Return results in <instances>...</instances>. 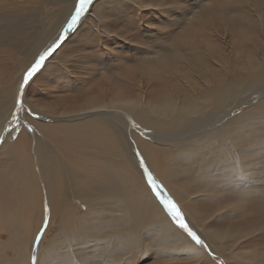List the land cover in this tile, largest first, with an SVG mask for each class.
I'll return each mask as SVG.
<instances>
[{
    "label": "bare ground",
    "instance_id": "1",
    "mask_svg": "<svg viewBox=\"0 0 264 264\" xmlns=\"http://www.w3.org/2000/svg\"><path fill=\"white\" fill-rule=\"evenodd\" d=\"M64 2L67 5L66 9L60 6L62 10L59 12H63L64 16L59 28L54 34L50 31L54 37L50 33L46 35L48 39L52 36L51 40L45 41L46 43L40 48L35 47L39 50L36 51L38 55L34 60L49 45L52 46L60 41L61 33L65 30L64 22L70 19L76 0H64ZM48 3L47 1V5ZM31 10L28 13H31ZM59 12L57 15L60 16L62 13ZM201 13L194 16L198 23V16ZM240 13L235 15V18L241 20L249 18L244 16L245 13ZM259 14H254L257 19L255 21L264 29V17ZM188 18L190 21V17ZM163 25L161 24V27H164ZM252 25L255 23H250V27ZM192 28L185 23L177 30L171 28L167 36L181 33V37L184 38L180 37L176 46L171 45L170 51L165 50L167 46L169 47V44H166L169 40L164 38L163 42L166 45L162 48L160 46L136 48L137 53L140 54L138 59L144 62V67L148 71L151 68L157 71L163 65L167 67L171 65L167 63H173L178 67L186 66L194 56L199 61L201 57L199 58V53L196 51L192 57H188L185 54L187 52L183 51L189 45L198 44L197 39L189 35ZM32 42L35 45L37 43L33 40ZM31 43L26 44L25 47L28 48ZM240 43L241 41L239 45ZM262 45L259 49L246 48L248 53H238L239 55H233V46L229 49L224 47L229 58H239L240 63L233 66L227 62H230V59H225L221 54L216 56L218 60L216 62L206 63L202 60L201 66L198 65L201 70L196 73L197 79L194 82L185 80L183 83H175L174 89H179V92H174L172 89V91H164L161 96L158 91L151 90L147 93L141 90L137 96L131 97L129 87L124 89L121 87L117 91L120 94L122 90L126 95L125 98L113 97L110 101L101 100L102 103L92 102L86 109L73 111L72 115L69 113L68 116L62 117L70 121L42 115L34 108V110L30 108L36 119L31 121L35 128L29 130L34 133L27 134L21 130L17 139L13 141L7 139L0 145V223L8 235L7 240H0V264H23L25 258L19 256L24 254L22 245L29 247V253L27 252L30 258V262L27 261L29 264H62L67 258L72 259L73 264H138L149 252H152L153 244L148 243L147 240H152L153 235L157 242H162L163 252L195 257V264L203 261L204 264H213L212 259L217 264H224L228 258L242 263L264 262V248L262 252L254 249L241 256L237 253L238 250L236 251L237 246L234 250H231L230 246L227 247L231 240L238 242L236 235L229 231L214 230L213 227L209 229L210 225H205L206 220L209 223L211 216L215 217L217 213H219L218 219L245 214L247 211L245 207L248 209L250 205L254 207L261 203L264 211L262 199L264 163L259 160L264 159V41ZM247 46L250 44L247 43L245 47ZM242 49L244 48L241 47L240 50ZM28 50L26 49V53ZM30 50L27 54L31 52ZM206 50L213 53L216 49L211 46ZM58 53L52 57L55 58ZM237 55L243 56L237 57ZM27 56L30 58L29 55ZM8 57L0 51V125L2 124V127L12 114L19 115L22 111L18 110L20 104L24 109L28 107L21 96L20 78L35 62L33 60L29 65L25 64L24 66L27 67L22 69L23 61L20 58L18 66L16 65L17 74L6 73L4 68ZM98 58H92L95 61L92 70L103 75L108 71L106 67L109 66V60L102 63ZM51 60L49 59L48 64ZM196 60L190 61L187 66L192 69V65L197 63ZM209 65H212L213 69H209ZM46 66L48 65H44L43 68ZM202 69L205 71L203 72ZM174 73L176 77L180 76ZM181 75L186 76L188 72ZM218 76L228 79L227 81L221 79L218 84L210 83ZM107 77L108 75L106 79L110 80ZM152 100L156 102L152 104ZM21 119V125L26 127L23 116ZM55 120L61 122L55 123ZM6 129L5 127L0 130L1 134ZM194 171H197L195 176L201 174L195 178L197 181H210L208 184L210 190L214 194L219 192L212 195L213 198L217 202L224 198L228 205L220 203L221 206L215 207L212 211L206 210L203 206L197 207L196 201L202 197L198 192L205 186L188 183L189 173L193 174ZM148 174L159 186L157 191L161 196L170 198L177 206L179 202L181 207L178 208L184 222L198 235L201 244H197L184 229L182 231L172 223L159 199L157 200L150 185L147 184ZM223 190H227L224 195ZM234 203L237 206L233 205ZM231 204L234 207H230ZM78 208L83 210L80 211ZM30 211H32V221H35L32 239L29 235V237L25 236L27 233L24 231L22 220L20 221ZM43 215L47 216L48 223L42 227L45 230L41 232L39 229L44 220ZM55 219L57 228L55 237L48 239L44 245L46 233ZM257 229L262 231L264 226L254 227L250 235L252 236ZM38 231L40 234L36 239ZM10 248L13 256L8 259L3 251ZM207 255L212 259L209 260ZM78 257L82 260H78Z\"/></svg>",
    "mask_w": 264,
    "mask_h": 264
},
{
    "label": "rangeland",
    "instance_id": "2",
    "mask_svg": "<svg viewBox=\"0 0 264 264\" xmlns=\"http://www.w3.org/2000/svg\"><path fill=\"white\" fill-rule=\"evenodd\" d=\"M47 1L49 2L48 5H47ZM56 1L58 0H0V4H2L0 5V24H1L0 43H2L0 44V51L3 52L5 56L6 55L9 56L4 68L6 73L14 74V72H16V68L19 64L18 60L20 58H22L21 60L23 61V63L21 64V68L22 69L26 68L27 66L24 65L25 64L29 65L30 63H32L34 58L38 55L36 51H38L39 49L37 50L35 47L40 48L42 44L52 39V36L51 37L49 36L50 38L48 39L46 38V35H49V33L50 35H53L54 32H56V30L59 28L60 21L64 16L63 12H61L62 13L61 14L59 11L64 9L67 5L65 4L64 0L62 1L59 0V2ZM104 1L105 2L108 1V2L105 3ZM235 1L234 0H230V1L229 0L228 1L227 0H222V1L221 0H214V1L213 0H201V1L200 0H182V1L181 0H118V1L92 0L91 6L89 5L88 10L83 14L81 19L76 24V26L72 30H67V31H65L64 29H63L64 31L62 30L64 38L58 41L57 43L58 47L56 46L54 48L51 54L48 55L44 60L42 67L29 80V82L26 85H24L21 96L22 99H24V101L27 103L28 107L24 109V107H22L23 105L20 104L19 105L20 109L18 108V110L19 112L21 110L22 111L19 113V115L13 116L12 114L9 119L5 120L3 127L1 126L2 124L0 125V130H3L5 127L7 128L4 131V133L1 134L0 132V135L2 136V137L0 136V145L7 139H9L8 141H13L17 139L19 137V133L21 132V130H24L27 134L34 133L29 130V128L31 130L35 128V126L32 125L33 124L32 122L35 121L36 119L34 114L30 112L29 110L30 108L31 109L34 108L37 112H40L42 115H47L50 117L53 116L55 118L60 117L61 118L60 120L64 121L68 119L67 118L63 119L62 117L68 116L67 114L69 113L70 115H72L71 112L73 111L78 112L83 109H86L88 105H91L92 102L102 103L101 100L104 99L106 101H110V98L112 99L113 97L125 98L126 95L122 92V90L120 91V94L119 91H117L121 87L122 89L129 87L130 92L132 93L131 97L137 96L141 90H144L147 93L151 90L158 91L162 96L164 94V91H172V89L175 88V83L178 82L183 83L185 82V80L189 82L191 81L194 82V80L197 79L195 77L196 73L200 72L199 69L201 70V68H199V66H201L200 63H203L204 60L206 63L207 62L210 63L211 61L216 62L218 61L216 58L218 54H221L225 59H228L229 55H227V52L224 50V47L229 49L230 47L233 46L234 47L232 49L233 55H236L238 53L247 54L248 51H246V48H250V47H257L259 49L261 46H263L262 42L264 41V29H262L255 21L257 19L255 18L254 14L260 13L264 17V0H239V1L235 0ZM98 2L100 3V5ZM22 5L26 7L24 8L22 7ZM34 5L37 6L38 8L34 7ZM39 5H42V7ZM60 6L62 9L60 8ZM92 6L94 7V9ZM139 6L141 8H139ZM32 7L35 9H33ZM30 9H32L30 11L31 13H28ZM55 10L56 12H54ZM171 10L173 11V13ZM58 12L62 15V16L60 15L61 17L59 16V14L57 15ZM74 12H75V8L72 10V14ZM197 12L198 13L202 12L198 16L199 23L196 22L194 19V16L198 14ZM238 13L240 14L245 13L244 16H248L250 19L247 18L249 20L247 19L241 20L239 18H235L236 17L235 15H237ZM93 14L96 15V17ZM204 14L207 16H205ZM27 15L30 16L28 17ZM87 17L91 20H89ZM188 17H190V21ZM29 18H31L32 20L31 19L29 20ZM93 18L97 20H94ZM191 18L193 19V21H191ZM52 20L53 23H57L58 26L57 24H53ZM190 22L191 23L194 22V23L190 24ZM66 23L67 22L65 21L64 22L65 27H66ZM184 23L185 25L189 24V27H193L192 31L190 30L189 35L190 37L192 36L191 38H196L198 44L196 46L195 45L193 46V44L189 45L183 51L187 52L185 54L188 55V57H192L197 52L199 53L198 55L199 58L201 57V59H199L198 61L196 60L197 58H195L194 56L192 60H189L186 63V66L179 65L178 67V66H174L173 63H167V64H171L168 65L169 68L167 67V65H163L157 71L152 70V68L150 71H148L146 67H144L145 66L144 62L138 59L140 57V54L137 53L138 49L136 48L144 47V46L145 47L160 46L162 48L166 44L167 45L169 44V47L167 46L165 50L170 51L171 49L169 50V48L171 47V45L176 46L178 44L177 42L181 38H184V36L181 37V33L180 35L179 33H177V35L175 33H172L171 34L172 36L170 35L171 36L170 37L167 36V33L171 30V28L177 30V28H179V26H181V24L183 25ZM250 23H255V25H252L250 27ZM161 24L162 25L166 24V26L163 25L164 27H161ZM54 25L57 27L55 28ZM8 28L9 30H7ZM102 31H105V33H103ZM64 33H66V35ZM164 34L166 37H164ZM34 35H36V37ZM37 37L38 39H36ZM41 37H43L46 40H43V38ZM163 38L169 41L166 42V44H164ZM32 40L35 41V43L37 42L36 45L32 42L35 46L31 43ZM239 41H241L240 45H239ZM28 42L31 44L28 48H26L27 47L26 44H29ZM247 43L250 44V46L245 47ZM211 46L214 49H216L215 51H213V53L206 50ZM49 47L51 48L52 46L49 45L48 48L46 47L47 49L44 48L46 50H44L43 52L47 51ZM241 47L244 49L240 50ZM23 48L24 50H22ZM25 48L27 50L31 49L30 50L31 52L27 54L29 50L26 53ZM190 48L192 50H190ZM56 53H58V55L55 58H53L52 55L55 56ZM26 54L29 55L30 58ZM238 55L237 57L243 56V55L241 56ZM94 57L97 58L99 57L98 59H101L100 61L102 63L103 61L109 60L108 63L109 66L108 68L106 67L108 71L103 74L104 76L92 70L95 65V61L94 59H92ZM49 59H52L50 64H48ZM129 59H132L133 61L132 60L130 61ZM229 59L230 62L229 61L227 62L231 63L233 66L234 65L236 66L237 64L240 63L239 58H233V59L229 58ZM46 60H47V64H46ZM195 60L197 62L196 63L197 65L194 63V65H192L191 67L192 69H190V67L187 65L190 63V61L195 62ZM113 64H114V68H112ZM44 65H48V66L43 68ZM208 68L213 69V66L209 65ZM202 70L203 72L205 71L204 69ZM26 71L23 74L21 73L23 75L20 78L21 83H23V77ZM174 72L178 73L180 76L176 77ZM186 72H188V75L186 76L181 75V73H186ZM107 75H108L107 78H110V80L106 79ZM204 76L206 77V75ZM127 78H129V80ZM221 79L227 81L228 78L227 77L219 78L218 76L217 79L211 80L210 83L218 84V81ZM179 91H180L179 89L178 90L174 89V92H179ZM17 100L19 101V99ZM155 102L156 101L152 100V104H154ZM22 116L26 127L21 125L22 123L20 121H22L21 119ZM16 117L17 119H15ZM55 121H56L55 123L61 122L58 120ZM259 160L262 163H264V159H259ZM184 174L187 175L186 173ZM189 175H190V179L188 180V183H192L194 185L203 184L205 186V188H201L200 192H198V194H202V197L199 198V201H196L197 207L203 206L206 208V210L212 211L213 209H215V207L218 208L219 206H221L220 203L228 205V202L224 198L220 202H217L213 198L212 195L219 194V192H216V194H214L210 190V187L208 185L210 181L204 182V181H197L195 179L201 174L195 176L197 175V171H194L193 174L190 172ZM226 193L227 190H223V195ZM205 197H209V198H205ZM263 197H264V193H263ZM263 197L262 199L264 201ZM158 201L161 204L160 200ZM177 203L181 207L179 202ZM233 205L237 206L236 203H234ZM161 206L163 207L164 210H166L163 204H161ZM45 207L44 209L46 210ZM230 207H234V206H232L231 204ZM249 207L248 209L247 207H245L247 210L245 214L236 215L234 216L235 218L227 217L225 219H218L219 213H217L215 217L211 216V218L209 219V223L208 220H206L205 222L206 223L205 225L208 226L210 225L209 229L213 227L212 229L215 228L214 230L217 231L220 230L221 232L229 231L233 235H236L237 236L236 242L237 241L238 242L235 243V240L234 241L231 240L227 247L230 246V249L234 250V248H236L237 246L236 251L238 250L237 253L241 256L250 252V250L253 251L254 249L258 250L259 252L260 251L262 252L264 248V229H262V231L260 229H257V231L254 234H252V236L250 235V231L253 230L254 227L264 226V211H262V205L261 203H259L257 206L254 205L253 207L250 205ZM78 209L80 211L83 210V208L81 209L78 208ZM45 210H44V214H46ZM165 212L167 213L172 223L175 226H177V224L174 222L168 211L166 210ZM31 216H32V211H30L29 214H27V216L26 215L25 217L23 216L22 217L23 219L21 218L20 221L22 220V225L26 229V230L24 229L25 233H27L25 234V236L27 237L30 236V238L32 239L33 236L32 232L34 227L33 224L35 223V221H32L33 218ZM43 218L44 220L42 222V226L39 229L41 232L45 230V228L42 227L46 226L48 223L47 216L43 215ZM23 221H25V223ZM55 222L56 219L54 220V223L50 226L48 232L46 233L44 245H46L48 239L55 237L54 235L57 232ZM233 224L237 228L233 226ZM227 228L229 230H227ZM40 231H38L36 239L38 238ZM182 231L184 230L182 229ZM7 237H8L7 232L6 230L3 229V226L0 223V240L5 241L7 240L6 239ZM152 237H153L152 240H147V241L148 243L153 244L152 249L154 251L151 249L152 252H149L146 257H144L139 261L138 264H195L196 263L195 257H186L185 255H182L180 253H178L177 255V253L174 254V253L163 252L162 242L161 241L157 242L154 235ZM24 246L25 245H22L21 247L24 254L23 255L20 254L19 256L21 258L22 256H24L25 260L23 261V264H29L28 262H30L29 260L30 258H28L29 256L27 255L29 253V247L26 245L27 247L25 246L24 248ZM3 253L5 256L7 255L6 257H8V259L12 258L13 256L11 248L5 249ZM208 259L211 260L212 258L208 256ZM78 260L81 261L82 260L81 257H78ZM203 262L199 264H204ZM235 262H237L236 264L239 263L252 264L251 262L242 263L239 261H235L232 258H228V261H226V263L224 264H234ZM73 263L74 262L72 261V259L70 260L69 258H67L66 262L62 264H73ZM212 263L217 264L216 261L213 259H212ZM261 263L264 264V262H259V264Z\"/></svg>",
    "mask_w": 264,
    "mask_h": 264
},
{
    "label": "snow or ice",
    "instance_id": "3",
    "mask_svg": "<svg viewBox=\"0 0 264 264\" xmlns=\"http://www.w3.org/2000/svg\"><path fill=\"white\" fill-rule=\"evenodd\" d=\"M92 3V0H76L75 4V12L71 15L70 19H68L65 27V31L74 28L83 14L88 10L89 5ZM61 39H63V33H61ZM57 46V44H53L51 48L47 51L42 53L32 64L30 68L26 71L23 77V83L21 84V89H23L24 85H26L29 80L36 74V72L42 67L44 60L48 55L51 54L52 50ZM143 166V165H142ZM147 174V170H146ZM148 182L150 187L152 188L154 194L156 195L157 199L160 200L161 204L164 205L165 209L171 215L174 222L177 224L178 227L184 229L189 236L192 237L193 240L196 241L197 244H201L202 241L200 238L188 227V225L184 222V218L182 213L180 212L178 206L172 201L170 198H166L161 196L160 192L157 191L159 187L156 182L153 180L150 174H148Z\"/></svg>",
    "mask_w": 264,
    "mask_h": 264
}]
</instances>
